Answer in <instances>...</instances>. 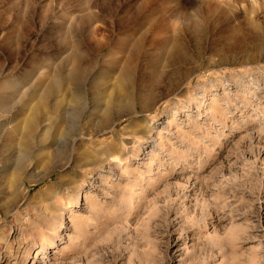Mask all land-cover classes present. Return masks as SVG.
<instances>
[{"label": "rangeland", "instance_id": "1", "mask_svg": "<svg viewBox=\"0 0 264 264\" xmlns=\"http://www.w3.org/2000/svg\"><path fill=\"white\" fill-rule=\"evenodd\" d=\"M177 37L189 54L182 66H192L179 91L91 130L100 103L89 83L112 89L134 62L149 80L148 66ZM75 64L86 108L73 122H86L84 152L94 157L67 170L55 198L46 188L60 170L26 180L16 212L0 183V264H264V0H0V88L23 86L0 99V182L38 83ZM132 119L135 133L125 130ZM66 125L38 137L37 153L65 145L73 154Z\"/></svg>", "mask_w": 264, "mask_h": 264}, {"label": "bare ground", "instance_id": "2", "mask_svg": "<svg viewBox=\"0 0 264 264\" xmlns=\"http://www.w3.org/2000/svg\"><path fill=\"white\" fill-rule=\"evenodd\" d=\"M250 21L252 28L260 29L259 25L253 21V18H250ZM137 58H139V55L135 56V59ZM188 61L189 54L182 45L181 39L177 37L167 41L163 51L157 55L154 64L148 66L149 74H151L149 80H147L146 74H137L135 72V62L132 66H125L119 71L112 89L106 87L94 91V84L96 82L93 83V80L89 83L88 88L95 94L94 98L100 104L98 103V108H96L97 114L95 116L94 113L91 114L93 115L90 119L91 130L100 132L111 130L121 117L129 116L133 118L137 108H140V111L150 109L165 92L166 94L177 93L183 82L191 74L192 66L187 68L182 66L183 63L186 64ZM106 73L113 75V71L111 70ZM83 75L81 67L75 64L70 67L67 73L59 71L52 74L48 82L38 83L41 92L36 91L33 93L34 98L32 100H34V103L28 109L29 118H25L19 125L20 129L18 128V132L21 134V139L16 144V152L3 161L5 162V167L8 166L10 171L12 169L11 174L8 172L10 177H6V179L0 182L7 187L8 192L4 197L8 200V204L5 207L9 210L8 212L18 211L21 205L28 200L29 193L25 185L26 180L30 183H39L49 177L55 170H60L59 176L55 179L58 186L50 184L46 188V191L51 193V197L55 198L61 192L59 183H63L62 178L67 170L83 167L84 165L80 163V157L82 159V156H91L84 152L86 150L84 143L85 133L82 132V129L84 126L86 127V122H83L81 119L73 122L77 114H80L81 109L83 111L86 108V105L83 106L80 102L81 93L79 86L83 80ZM31 78L29 76L23 85L29 84ZM164 79L166 81L162 82ZM22 87L16 80L9 82L6 87L0 88V99L8 98V96L9 98L13 96L17 98ZM68 87L72 89L71 95L74 99L72 106H68L69 103L66 104L63 98ZM9 88L13 92L5 94L3 90ZM101 101H104V103H101ZM46 113L51 115L49 125L41 128V131L36 134V128L43 122ZM18 115H20V111L16 114V116ZM146 124L147 122L144 120L143 131L147 130ZM63 125L67 126L66 135L72 137L69 145L73 154L65 151V145H58L59 147L57 146L58 148L54 149L51 154L46 153L43 155L41 151L37 153L39 149L37 145L40 143H38V137L43 138L47 135L52 137L58 136L61 133ZM134 126L135 122L132 119L126 125L125 130L130 131V129H133L130 133H135L138 129H134ZM50 144L48 146L44 145L42 148L48 149L54 144V141ZM91 150L89 153L92 152ZM14 157V162L8 165L9 161ZM92 157L94 156L92 155ZM34 158L36 159V163H33ZM41 166H45L46 171L42 176L35 177V170ZM52 209L51 215L55 216L57 209L53 207ZM46 246L45 242L42 241L40 243L41 250H46Z\"/></svg>", "mask_w": 264, "mask_h": 264}]
</instances>
